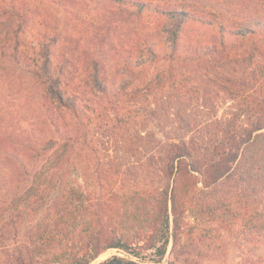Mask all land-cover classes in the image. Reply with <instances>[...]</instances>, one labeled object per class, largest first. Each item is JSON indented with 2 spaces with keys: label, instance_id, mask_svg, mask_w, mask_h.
<instances>
[{
  "label": "trees",
  "instance_id": "16d2710c",
  "mask_svg": "<svg viewBox=\"0 0 264 264\" xmlns=\"http://www.w3.org/2000/svg\"><path fill=\"white\" fill-rule=\"evenodd\" d=\"M51 4L74 19L81 33L90 34L94 48L114 57L130 74L162 61L221 56L236 42L264 36V16L250 12V0H0V155L22 167L37 166L27 193L41 186L62 190L38 197L50 202L44 224L29 229L22 245L14 243L4 263L91 264L109 249L139 261L143 251L152 250L160 262L171 243L168 264H188L183 236L190 237L193 229L185 233L183 225L198 184L209 189L227 177L238 175L243 181L245 174L255 179L257 173L264 174V109L245 128L230 121L204 129L187 125L188 140L155 144L149 160L166 186L151 201L132 187H118L101 197L93 188L56 187L55 176L65 161L83 158L79 140L86 128H95L96 116L117 109L120 100L118 91L99 76L96 59L82 78L76 42L69 44L62 26L52 25L45 13ZM35 117L40 124L30 121ZM258 178L264 181V175ZM251 186L263 190L261 183ZM135 200L142 204L135 205ZM120 204L124 209L115 225L117 235L108 232L114 225L105 209ZM16 215L14 230L19 232L25 228L24 218ZM136 238L145 245H134ZM103 264L139 262L112 256Z\"/></svg>",
  "mask_w": 264,
  "mask_h": 264
},
{
  "label": "rangeland",
  "instance_id": "374dc122",
  "mask_svg": "<svg viewBox=\"0 0 264 264\" xmlns=\"http://www.w3.org/2000/svg\"><path fill=\"white\" fill-rule=\"evenodd\" d=\"M250 1V12L264 16V9L259 6L264 5V0ZM45 13L52 25L62 26L69 44L76 42L82 78L89 74L91 61L96 59L101 67L99 76L118 91L120 100L117 109L113 107L96 116L95 128H86L85 137L79 140L83 158L75 163L71 157L65 161L63 170L55 176L56 187L64 189L70 185L84 192L93 188L96 197L109 195L118 187H132L137 195L151 201L166 186L149 160L156 152L155 144L188 140L191 132L187 125L193 130L216 121H230L245 128L264 109V36L236 42L221 56L188 63L162 61L130 74L114 57L94 48L90 34L81 33L76 21H71L61 8L47 5ZM77 14L85 16L81 11ZM30 121L40 124L37 117ZM37 169L35 165L22 167L15 159L0 155V264H9L4 262L15 249L13 244L26 242L27 231L44 219L50 202L38 197L51 193L56 196L62 191L41 186L40 190L27 193ZM259 175L264 174L257 173L256 179L245 174L243 181L238 175L227 177L209 189L198 184L183 225L185 233L193 229L190 237L183 236L188 264H264V181L259 182ZM44 181L43 178L41 183ZM249 183H261L263 190L253 189ZM133 203L142 204L138 200ZM121 207L120 204L105 209L107 219L114 225L109 233H120L115 225L122 219ZM146 209L151 210L149 205ZM17 213L23 216L25 226L19 232L14 230L19 222L15 220ZM144 241L136 238L134 245H145ZM170 250L171 243L165 257L156 262L158 258L152 250L143 251L144 258L139 261L122 250L109 249L91 264H103L112 256L139 264H168Z\"/></svg>",
  "mask_w": 264,
  "mask_h": 264
}]
</instances>
